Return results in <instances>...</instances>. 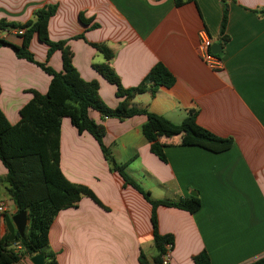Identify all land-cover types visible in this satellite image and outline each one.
<instances>
[{
  "label": "crops",
  "instance_id": "1",
  "mask_svg": "<svg viewBox=\"0 0 264 264\" xmlns=\"http://www.w3.org/2000/svg\"><path fill=\"white\" fill-rule=\"evenodd\" d=\"M50 5L57 6L48 25L50 40L67 42L75 68L85 81L99 83L100 97L109 107H118L122 99L116 86L93 68L105 58L91 44L113 50L112 67L126 89L137 87L157 63L173 74L174 86L136 96V106L175 125L196 112L200 127L233 140L229 146H215L154 120L150 123L166 156L162 161L144 135L146 115L103 119L91 111V118L104 127L103 144L112 157L152 199L194 198L200 203L195 214L158 207L159 233L175 240L169 264H195L193 258L202 251L212 264H251L263 258L264 0H229V42L224 47L221 0H183L180 6L175 0H0V21L25 24ZM81 14L92 23H83ZM201 31L223 48L222 69L201 59ZM0 37L22 44L13 30H0ZM48 50L34 35L30 51L35 60L61 72L62 52L48 59ZM51 79L10 47H0V108L10 123L20 121L32 92L47 93ZM60 150L66 179L89 188L103 208L83 197L76 208L57 215L49 246L58 264H142V255L152 261L157 255L152 205L111 170L93 135L80 133L68 118L62 120ZM7 174L0 160V202L7 208L0 214L1 236L10 234L6 216L18 214ZM31 258L16 264H33Z\"/></svg>",
  "mask_w": 264,
  "mask_h": 264
},
{
  "label": "trees",
  "instance_id": "2",
  "mask_svg": "<svg viewBox=\"0 0 264 264\" xmlns=\"http://www.w3.org/2000/svg\"><path fill=\"white\" fill-rule=\"evenodd\" d=\"M177 6L183 0H175ZM223 19L221 23V40L224 47L229 42L226 34L229 20V0H221ZM57 11L56 5L46 6L34 13V19L25 23H7L0 21V30H24L21 46L12 44L0 37V47H10L18 58L31 62L49 76L51 83L46 94L32 92V100L20 110V121L9 122L0 108V160L8 171L6 183L8 192L14 201L17 212H27L28 230L16 242L9 241L10 234L0 235V264H16L23 257L44 256V264H58L57 256L50 250L49 232L57 215L70 208H76L83 197L91 198L103 208L96 195L86 186L71 183L61 170V126L64 118L70 119L80 133L89 132L100 144L105 159L111 170L119 173L126 185L139 191L152 205V226L154 246L157 255L152 261L141 256L142 264H163V258L174 248L173 235L159 233L157 209L160 206L185 210L191 214L199 211L201 205L194 199L179 201L155 200L150 193L143 190L125 171V166L112 157L110 149L103 144L104 127L97 124L90 116L91 111L98 112L103 119L117 118L125 120L136 115H146L148 122L143 126L145 137L151 144V151L162 161L166 156L159 143L151 121L157 120L171 130H184L198 141L219 147L231 145V138H220L196 123V112H190L181 125H175L163 117L139 108L133 103L136 96L150 92L155 95L161 87L171 88L176 83L175 77L162 63H157L134 88L126 89L112 67L115 57L113 50L104 44H91L105 58L102 64L93 68L109 83L116 86V95L121 98L119 106L109 107L100 97V86L96 80L85 81L73 64V52L66 41L52 42L49 38L48 25ZM85 24H91L81 14ZM99 27L94 24L93 28ZM34 35L49 47L48 59L56 51L62 52L63 70L55 71L47 63L35 60L30 51ZM84 38V37H81ZM221 54H218L219 57ZM1 95V87H0ZM170 247V249H169ZM195 264H212L206 251L193 258ZM251 264H264V257Z\"/></svg>",
  "mask_w": 264,
  "mask_h": 264
},
{
  "label": "water",
  "instance_id": "3",
  "mask_svg": "<svg viewBox=\"0 0 264 264\" xmlns=\"http://www.w3.org/2000/svg\"><path fill=\"white\" fill-rule=\"evenodd\" d=\"M215 55L222 52L223 48L218 44H213L211 48ZM193 196L196 194L193 193ZM7 229L10 233L9 241L16 242L20 237H23L28 230V214L27 212H20L13 217L6 216L5 218ZM33 264H44V256L38 254L31 258Z\"/></svg>",
  "mask_w": 264,
  "mask_h": 264
},
{
  "label": "built area",
  "instance_id": "4",
  "mask_svg": "<svg viewBox=\"0 0 264 264\" xmlns=\"http://www.w3.org/2000/svg\"><path fill=\"white\" fill-rule=\"evenodd\" d=\"M13 32L16 35H22L24 33V30H13ZM213 42L208 36L206 31L200 32V43L198 47V52L201 57V59L212 69L219 70L222 69V62L215 55L211 48H212ZM7 211L6 205L3 202H0V214H4ZM170 249V247H169ZM171 259L170 250L163 258V264H169Z\"/></svg>",
  "mask_w": 264,
  "mask_h": 264
}]
</instances>
